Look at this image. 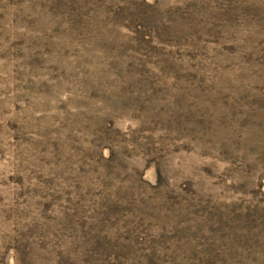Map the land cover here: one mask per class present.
Listing matches in <instances>:
<instances>
[{"label":"rangeland","instance_id":"obj_1","mask_svg":"<svg viewBox=\"0 0 264 264\" xmlns=\"http://www.w3.org/2000/svg\"><path fill=\"white\" fill-rule=\"evenodd\" d=\"M0 264H264V0H0Z\"/></svg>","mask_w":264,"mask_h":264}]
</instances>
